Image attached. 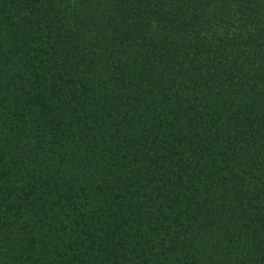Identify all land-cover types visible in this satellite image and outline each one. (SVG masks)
Wrapping results in <instances>:
<instances>
[{
  "label": "trees",
  "instance_id": "16d2710c",
  "mask_svg": "<svg viewBox=\"0 0 264 264\" xmlns=\"http://www.w3.org/2000/svg\"><path fill=\"white\" fill-rule=\"evenodd\" d=\"M0 264H264V0H0Z\"/></svg>",
  "mask_w": 264,
  "mask_h": 264
}]
</instances>
